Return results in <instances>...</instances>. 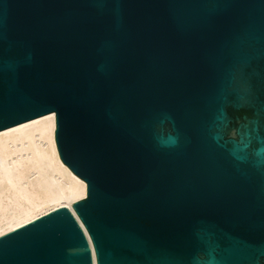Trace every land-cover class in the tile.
I'll return each mask as SVG.
<instances>
[{
    "label": "water",
    "instance_id": "1",
    "mask_svg": "<svg viewBox=\"0 0 264 264\" xmlns=\"http://www.w3.org/2000/svg\"><path fill=\"white\" fill-rule=\"evenodd\" d=\"M49 113L86 194L0 264H264V0H0V131Z\"/></svg>",
    "mask_w": 264,
    "mask_h": 264
},
{
    "label": "bare ground",
    "instance_id": "2",
    "mask_svg": "<svg viewBox=\"0 0 264 264\" xmlns=\"http://www.w3.org/2000/svg\"><path fill=\"white\" fill-rule=\"evenodd\" d=\"M55 115L0 131V236L85 197L86 184L58 155Z\"/></svg>",
    "mask_w": 264,
    "mask_h": 264
}]
</instances>
